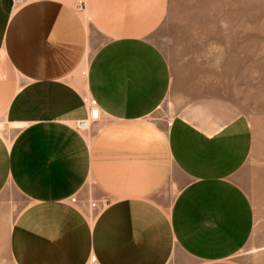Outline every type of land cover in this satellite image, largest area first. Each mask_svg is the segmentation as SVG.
Here are the masks:
<instances>
[{
	"label": "crops",
	"instance_id": "1",
	"mask_svg": "<svg viewBox=\"0 0 264 264\" xmlns=\"http://www.w3.org/2000/svg\"><path fill=\"white\" fill-rule=\"evenodd\" d=\"M169 4L0 0V193L28 201L16 264H242L251 124L153 40ZM90 100L101 117L80 130Z\"/></svg>",
	"mask_w": 264,
	"mask_h": 264
},
{
	"label": "rangeland",
	"instance_id": "2",
	"mask_svg": "<svg viewBox=\"0 0 264 264\" xmlns=\"http://www.w3.org/2000/svg\"><path fill=\"white\" fill-rule=\"evenodd\" d=\"M152 38L196 89L221 92L250 121L251 153L238 179L252 201L254 225L235 259L264 264V0H170ZM168 103L158 113L171 114ZM27 204L11 185L0 193V264H16L9 234Z\"/></svg>",
	"mask_w": 264,
	"mask_h": 264
},
{
	"label": "built area",
	"instance_id": "3",
	"mask_svg": "<svg viewBox=\"0 0 264 264\" xmlns=\"http://www.w3.org/2000/svg\"><path fill=\"white\" fill-rule=\"evenodd\" d=\"M80 8H82L83 6L80 5ZM90 112H89V117L86 119H81L77 122V128L80 130H86L89 129L92 125L93 122L97 121L100 119L101 117V110L99 108V106L97 105L95 100H90ZM72 201H77L76 197H72ZM97 202H93L91 203L92 207H97ZM92 264H100L98 261H96L95 259L92 260Z\"/></svg>",
	"mask_w": 264,
	"mask_h": 264
}]
</instances>
